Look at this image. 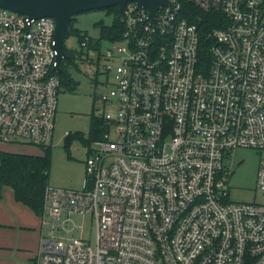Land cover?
<instances>
[{
    "label": "built area",
    "instance_id": "2783aa9c",
    "mask_svg": "<svg viewBox=\"0 0 264 264\" xmlns=\"http://www.w3.org/2000/svg\"><path fill=\"white\" fill-rule=\"evenodd\" d=\"M214 11L218 25L204 32ZM121 17L120 39L82 42L105 130L82 189L47 186L33 264H264V0H168L153 18L128 1ZM55 28L52 16L0 6L2 143L52 140ZM239 147L260 152L259 200L231 197ZM84 214L94 239L77 235Z\"/></svg>",
    "mask_w": 264,
    "mask_h": 264
},
{
    "label": "rangeland",
    "instance_id": "374dc122",
    "mask_svg": "<svg viewBox=\"0 0 264 264\" xmlns=\"http://www.w3.org/2000/svg\"><path fill=\"white\" fill-rule=\"evenodd\" d=\"M103 20L110 24L113 15L105 9H93L76 15L75 26L87 31L89 36L98 38L100 29L96 23ZM68 48L78 49L79 42L76 36L71 35L65 40ZM81 46H84L81 43ZM104 48L109 46L103 42ZM87 55L89 48H84ZM81 70L72 67L74 76L79 83L75 91L62 88L58 96V110L55 120V129L49 145L52 146V168L50 185L82 189L86 178L85 162L88 156L89 146L79 139H73L69 152L64 147V138L68 132L81 131L86 136L90 133L91 112L102 110V102L98 95L102 93L100 85L92 80L95 66L89 60L81 63ZM4 143V142H3ZM19 147V146H16ZM26 150L32 153L41 152L38 146H26ZM260 152L253 148H235L228 157V166L232 172L230 184L232 186L231 197L237 201H252L262 198L256 189V178L259 168ZM79 223H84V228L77 235L94 239L95 229L89 214L75 215Z\"/></svg>",
    "mask_w": 264,
    "mask_h": 264
},
{
    "label": "trees",
    "instance_id": "16d2710c",
    "mask_svg": "<svg viewBox=\"0 0 264 264\" xmlns=\"http://www.w3.org/2000/svg\"><path fill=\"white\" fill-rule=\"evenodd\" d=\"M103 9L108 14L113 15V21L110 24L105 23L103 20L96 23V26L100 29V35L96 41L92 40L93 38L89 36L87 31L75 26L76 15L72 19L71 32L68 37L71 35L76 36L80 47L73 49L65 45L68 57L62 60L58 71L62 88L65 90L75 91L79 83L72 72V67L80 71L81 63L87 60H89L90 64L95 62L87 56V52L84 49L85 46H81L83 41H87L88 47L93 46L98 48L101 40H116L122 37L126 27L122 21L118 6H110ZM211 14L212 16H209L207 13L200 20L204 32H208L218 25L214 16L220 15V13L214 11L210 12ZM206 54L208 55V47L205 48ZM104 130V119L95 109L91 112L90 116V133L86 136L81 131L68 132L64 138V147L69 152L71 142L75 138L82 141L83 144L90 146L102 136ZM40 148L41 152L39 153L0 150V196L2 187L10 186L14 191V197L17 201L31 208L35 214L43 216L46 207L45 191L47 186L50 185L52 146L48 144Z\"/></svg>",
    "mask_w": 264,
    "mask_h": 264
},
{
    "label": "crops",
    "instance_id": "0c3cea01",
    "mask_svg": "<svg viewBox=\"0 0 264 264\" xmlns=\"http://www.w3.org/2000/svg\"><path fill=\"white\" fill-rule=\"evenodd\" d=\"M0 150L29 152L0 142ZM48 229L42 216L17 201L10 186L1 189L0 196V264H33L40 237Z\"/></svg>",
    "mask_w": 264,
    "mask_h": 264
},
{
    "label": "water",
    "instance_id": "95a60500",
    "mask_svg": "<svg viewBox=\"0 0 264 264\" xmlns=\"http://www.w3.org/2000/svg\"><path fill=\"white\" fill-rule=\"evenodd\" d=\"M128 1H135L139 6L148 8L152 18L161 4L168 3V0H0V6L29 14L32 17L42 15L54 17L60 65L63 58L68 57L65 40L71 32V23L75 15L110 6H118L119 13L122 14Z\"/></svg>",
    "mask_w": 264,
    "mask_h": 264
}]
</instances>
